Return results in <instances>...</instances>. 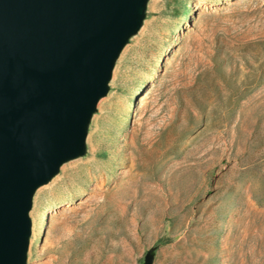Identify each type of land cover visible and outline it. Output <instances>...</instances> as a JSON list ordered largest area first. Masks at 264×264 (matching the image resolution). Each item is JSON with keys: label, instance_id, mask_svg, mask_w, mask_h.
<instances>
[{"label": "rangeland", "instance_id": "374dc122", "mask_svg": "<svg viewBox=\"0 0 264 264\" xmlns=\"http://www.w3.org/2000/svg\"><path fill=\"white\" fill-rule=\"evenodd\" d=\"M30 216L28 264H264V0H151Z\"/></svg>", "mask_w": 264, "mask_h": 264}, {"label": "water", "instance_id": "95a60500", "mask_svg": "<svg viewBox=\"0 0 264 264\" xmlns=\"http://www.w3.org/2000/svg\"><path fill=\"white\" fill-rule=\"evenodd\" d=\"M151 0H0V264H28L36 192L87 153ZM148 252L143 264H153Z\"/></svg>", "mask_w": 264, "mask_h": 264}]
</instances>
